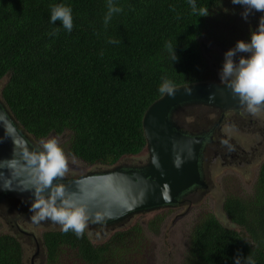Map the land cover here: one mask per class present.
<instances>
[{
  "label": "trees",
  "instance_id": "16d2710c",
  "mask_svg": "<svg viewBox=\"0 0 264 264\" xmlns=\"http://www.w3.org/2000/svg\"><path fill=\"white\" fill-rule=\"evenodd\" d=\"M113 3L123 11L105 26L108 0H0V82L7 78L1 99L35 141L68 132L70 153L104 168L146 150L144 115L165 94L159 91L165 79L174 88L213 81L201 38L221 0H196L198 8H209L206 17L193 14L189 0ZM56 4L72 8L71 32L51 22ZM195 108L203 107L181 110L176 122L181 125L182 113ZM18 202L27 216L31 204ZM223 208L237 229L212 214L202 217L191 233L188 264H235L237 255L250 254L264 264V162L252 195L229 194ZM159 223L150 226L156 230ZM88 229L82 237L72 230L44 232L47 264H143L141 226L101 242ZM0 264H24L16 236L0 235Z\"/></svg>",
  "mask_w": 264,
  "mask_h": 264
},
{
  "label": "water",
  "instance_id": "95a60500",
  "mask_svg": "<svg viewBox=\"0 0 264 264\" xmlns=\"http://www.w3.org/2000/svg\"><path fill=\"white\" fill-rule=\"evenodd\" d=\"M191 107L226 113L246 106L227 82L204 81L174 88L173 94L165 93L144 115L149 153L146 163L118 164L54 181L62 183L67 193L84 208L87 227L109 228L138 214L173 207L194 187H206L201 168L207 137L189 133L176 122V115ZM25 148L42 150L0 98V203L11 198L33 202V193L21 188L31 179ZM9 186L11 190L6 189Z\"/></svg>",
  "mask_w": 264,
  "mask_h": 264
},
{
  "label": "rangeland",
  "instance_id": "374dc122",
  "mask_svg": "<svg viewBox=\"0 0 264 264\" xmlns=\"http://www.w3.org/2000/svg\"><path fill=\"white\" fill-rule=\"evenodd\" d=\"M244 7L235 5L232 0H221V5L215 9L209 19L201 38L206 69L213 81L221 82L220 71L223 66L225 53L235 47L240 40L250 41L251 32L256 30L259 20L264 13H253L246 21L242 17ZM239 55L236 59L238 61ZM7 82V78L0 82L1 91ZM214 120L215 115L209 110L195 108L186 110L179 117L182 128L187 131H196L199 126L206 125L208 120ZM229 135L237 136L233 133ZM55 138L63 149L67 161L68 171L66 177L82 176L92 171L106 169L101 166H89L70 153V133L62 135L53 134L46 139L36 141L42 148V142ZM243 139V138H242ZM236 140V142H242ZM258 157V156H257ZM149 159L147 149L140 155L122 159L119 164L136 166L144 164ZM264 162V152L259 159L243 169L223 167L221 162L210 169L211 177L205 181L206 187L193 192L177 205L164 208L155 212L142 213L133 216L125 223L109 228L88 226L91 237L96 242L106 240L113 232L139 225L142 228L144 259L143 264H188L190 250V237L193 228L207 214L214 215L224 226L235 228L223 205L229 194H237L249 197L253 193V187L257 181L260 167ZM14 199V198H11ZM17 201L6 199L0 203V235L11 234L16 236L24 248V264H47L45 250L40 239L44 232L62 229L61 225L52 221L34 223L30 218L28 207L27 216L22 217L23 206ZM21 201V200H20ZM160 220L156 230L150 226L151 222Z\"/></svg>",
  "mask_w": 264,
  "mask_h": 264
},
{
  "label": "clouds",
  "instance_id": "9594fccd",
  "mask_svg": "<svg viewBox=\"0 0 264 264\" xmlns=\"http://www.w3.org/2000/svg\"><path fill=\"white\" fill-rule=\"evenodd\" d=\"M232 3L244 7L241 15L246 21L254 12L264 13V0H232ZM189 4L193 14L199 17L209 15V8H198L196 0H189ZM107 8L105 26L111 21L113 14L123 11L114 5L113 0H108ZM50 19L53 24L59 21L68 32L73 29L72 8L68 5H52ZM54 32L58 34L59 28ZM117 42L109 40V43ZM166 47L172 53V60H177L175 47L171 43ZM238 54L240 55L237 61ZM220 80L227 82L232 92L239 97L241 104L245 105L251 114L255 115L264 107V15L261 16L256 30L251 32L250 41L240 40L235 47L225 53ZM159 91L171 95L174 93V85L165 79ZM24 157L31 179L21 188L24 191H31L34 196L29 209L32 213L30 219L37 224L50 220L61 225L63 232L72 230L77 237H82L87 226L84 208L67 193L62 183H54L61 180L68 171V161L58 141L53 138L42 142L40 151H29L25 148ZM6 189L11 190L12 187ZM235 264L256 262L251 254L246 258L237 255Z\"/></svg>",
  "mask_w": 264,
  "mask_h": 264
},
{
  "label": "flooded vegetation",
  "instance_id": "af4514ba",
  "mask_svg": "<svg viewBox=\"0 0 264 264\" xmlns=\"http://www.w3.org/2000/svg\"><path fill=\"white\" fill-rule=\"evenodd\" d=\"M213 114L215 115L214 120L209 119L206 125L199 126V129L194 132L188 131L207 137L201 168L204 181H208L211 177L210 169L217 161L226 168L243 169L244 166L252 164L255 159H259L264 152L263 109L255 115L248 112L246 107L240 111L226 113L216 110ZM230 133L235 134L237 138L229 135ZM237 139H242V142H236ZM200 189L201 187L191 189L183 196L181 202L185 197Z\"/></svg>",
  "mask_w": 264,
  "mask_h": 264
}]
</instances>
